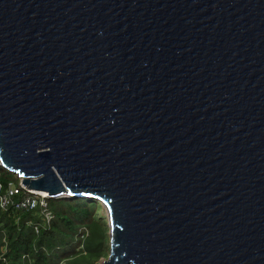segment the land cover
<instances>
[{
	"label": "water",
	"instance_id": "obj_1",
	"mask_svg": "<svg viewBox=\"0 0 264 264\" xmlns=\"http://www.w3.org/2000/svg\"><path fill=\"white\" fill-rule=\"evenodd\" d=\"M0 167L101 264H264V0H0Z\"/></svg>",
	"mask_w": 264,
	"mask_h": 264
},
{
	"label": "trees",
	"instance_id": "obj_2",
	"mask_svg": "<svg viewBox=\"0 0 264 264\" xmlns=\"http://www.w3.org/2000/svg\"><path fill=\"white\" fill-rule=\"evenodd\" d=\"M0 179L4 186L14 182L1 167ZM48 204L54 215L50 225L39 209L0 207V264H99L108 258L109 228L98 201L49 199Z\"/></svg>",
	"mask_w": 264,
	"mask_h": 264
},
{
	"label": "built area",
	"instance_id": "obj_3",
	"mask_svg": "<svg viewBox=\"0 0 264 264\" xmlns=\"http://www.w3.org/2000/svg\"><path fill=\"white\" fill-rule=\"evenodd\" d=\"M17 197L20 199L17 200ZM48 200L47 193L29 190L22 184L21 180L4 186L0 179V207L3 210H7L10 207L26 211L39 209L44 221L50 225L54 215L49 208ZM36 231H39L37 227Z\"/></svg>",
	"mask_w": 264,
	"mask_h": 264
},
{
	"label": "rangeland",
	"instance_id": "obj_4",
	"mask_svg": "<svg viewBox=\"0 0 264 264\" xmlns=\"http://www.w3.org/2000/svg\"><path fill=\"white\" fill-rule=\"evenodd\" d=\"M11 175V174H10ZM11 177H12V180L14 181V182H17V178H16V176H14V175H11ZM102 208V207H101ZM99 215H100V217L102 218V220H104V221H106V223H107V225H108V220H107V214H106V211L104 210V209H102V210H100L99 211ZM106 259H102L101 260V262L99 263V264H101L102 262H104Z\"/></svg>",
	"mask_w": 264,
	"mask_h": 264
},
{
	"label": "clouds",
	"instance_id": "obj_5",
	"mask_svg": "<svg viewBox=\"0 0 264 264\" xmlns=\"http://www.w3.org/2000/svg\"><path fill=\"white\" fill-rule=\"evenodd\" d=\"M19 180V179H18Z\"/></svg>",
	"mask_w": 264,
	"mask_h": 264
}]
</instances>
